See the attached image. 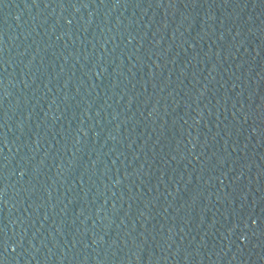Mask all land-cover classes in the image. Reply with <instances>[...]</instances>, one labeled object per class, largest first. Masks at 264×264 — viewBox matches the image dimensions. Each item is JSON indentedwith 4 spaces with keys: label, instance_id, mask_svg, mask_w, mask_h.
Listing matches in <instances>:
<instances>
[{
    "label": "water",
    "instance_id": "obj_1",
    "mask_svg": "<svg viewBox=\"0 0 264 264\" xmlns=\"http://www.w3.org/2000/svg\"><path fill=\"white\" fill-rule=\"evenodd\" d=\"M38 0H0V65Z\"/></svg>",
    "mask_w": 264,
    "mask_h": 264
}]
</instances>
